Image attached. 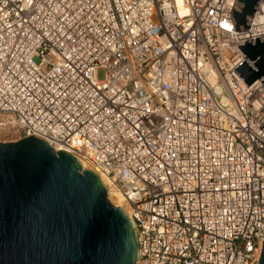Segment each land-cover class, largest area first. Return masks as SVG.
Wrapping results in <instances>:
<instances>
[{"label":"built area","instance_id":"built-area-1","mask_svg":"<svg viewBox=\"0 0 264 264\" xmlns=\"http://www.w3.org/2000/svg\"><path fill=\"white\" fill-rule=\"evenodd\" d=\"M235 2L0 0V126L114 179L136 264H258L264 76L234 69L264 1L229 31Z\"/></svg>","mask_w":264,"mask_h":264},{"label":"water","instance_id":"water-1","mask_svg":"<svg viewBox=\"0 0 264 264\" xmlns=\"http://www.w3.org/2000/svg\"><path fill=\"white\" fill-rule=\"evenodd\" d=\"M258 1L236 0L235 31L249 28ZM238 47L255 67L244 60L234 69L249 85L264 76V36ZM137 258L135 227L94 171L38 136L0 142V264H136Z\"/></svg>","mask_w":264,"mask_h":264},{"label":"bare ground","instance_id":"bare-ground-1","mask_svg":"<svg viewBox=\"0 0 264 264\" xmlns=\"http://www.w3.org/2000/svg\"><path fill=\"white\" fill-rule=\"evenodd\" d=\"M8 123H9V120H8ZM55 150L56 151L58 150L68 151L69 153L74 155L76 158H78L88 169H91L92 171H94L99 176L102 184L106 188L107 198L109 199V201L115 206L118 205L117 207H120L125 212V214L130 218V215H129L130 208L128 207L126 202H123V199H124L123 195L119 187L115 184L114 179L112 177H109L107 174L94 168L86 159H84L79 154L72 152L69 149L59 147V148H56Z\"/></svg>","mask_w":264,"mask_h":264},{"label":"rangeland","instance_id":"rangeland-1","mask_svg":"<svg viewBox=\"0 0 264 264\" xmlns=\"http://www.w3.org/2000/svg\"><path fill=\"white\" fill-rule=\"evenodd\" d=\"M3 118L6 123H8V116L2 115L0 119ZM20 128L7 124L6 127L0 126V142H10L21 139ZM118 206V205H117Z\"/></svg>","mask_w":264,"mask_h":264},{"label":"clouds","instance_id":"clouds-1","mask_svg":"<svg viewBox=\"0 0 264 264\" xmlns=\"http://www.w3.org/2000/svg\"><path fill=\"white\" fill-rule=\"evenodd\" d=\"M223 26H224L226 29H228L229 31H233V30H234V21L232 20V21L230 22V21H228V20H225V21L223 22ZM241 54L243 55V53H241ZM243 63H244V62L242 61L240 66H242Z\"/></svg>","mask_w":264,"mask_h":264}]
</instances>
